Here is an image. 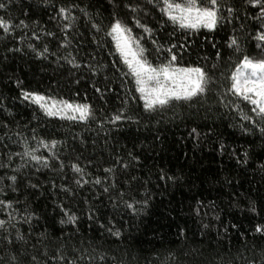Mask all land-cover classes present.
<instances>
[{"label":"trees","instance_id":"trees-1","mask_svg":"<svg viewBox=\"0 0 264 264\" xmlns=\"http://www.w3.org/2000/svg\"><path fill=\"white\" fill-rule=\"evenodd\" d=\"M0 3V264H264V113L231 88L264 59V3L217 0L196 29L163 0ZM116 21L153 66L201 67L205 91L145 109Z\"/></svg>","mask_w":264,"mask_h":264},{"label":"snow or ice","instance_id":"snow-or-ice-1","mask_svg":"<svg viewBox=\"0 0 264 264\" xmlns=\"http://www.w3.org/2000/svg\"><path fill=\"white\" fill-rule=\"evenodd\" d=\"M249 2L254 5H261L264 0H249ZM217 6V0H182V2L163 0L161 11L181 28L196 29L199 26L212 28L218 22ZM4 7L5 5L0 3V8ZM63 11L65 10L61 9V12ZM261 14L264 15V7L261 8ZM10 24L11 21L0 18V28H3L5 32L9 30ZM20 24L23 25L24 21H20ZM126 31L130 30L124 28L119 21L112 26V32L117 34V47L135 77L137 91L141 93V98L145 101V109H153L156 105H165L172 97L188 99L205 91L206 74L201 68H178L172 63L176 59L175 56L168 63L154 67L147 60L139 58L143 53V49H140L139 53L133 51L130 41L123 35ZM258 38L264 40V34H261ZM232 81V90L256 105L260 113H264V59L253 60L245 56L237 71L233 74ZM25 95H31L48 115L63 114L61 110L54 111L57 102L52 98L36 93H26ZM49 100H51L50 104L47 102ZM59 103L63 104L65 109L79 112L81 120L85 119L88 114V105H76L74 107L64 101ZM253 110L255 111V109ZM120 118V116L115 117V119ZM33 159L39 158L33 156ZM12 179L15 180V177H12ZM128 207L131 208L132 205L129 204ZM72 219L73 217H69V220ZM3 223V221H0V224ZM257 231H260L259 227H257Z\"/></svg>","mask_w":264,"mask_h":264},{"label":"rangeland","instance_id":"rangeland-1","mask_svg":"<svg viewBox=\"0 0 264 264\" xmlns=\"http://www.w3.org/2000/svg\"><path fill=\"white\" fill-rule=\"evenodd\" d=\"M117 22V21H116ZM115 22V23H116ZM114 23V24H115ZM113 24V25H114ZM112 25V26H113ZM122 25V24H121ZM123 26V25H122ZM124 27V26H123ZM125 28V27H124ZM111 34H112V36H113V38H114V41H115V44H116V47H117V34L116 33H113L112 32V28H111ZM124 37H126L129 41H130V46H131V48L133 49V51H136L137 53H139V51H140V48H139V46H138V44L136 43V40L132 37V35L130 34V32L129 31H126L124 34ZM117 49H118V47H117ZM118 51L120 52V50L118 49ZM120 54H121V52H120ZM123 57V56H122ZM140 59H143V60H145L143 57H142V54L140 55V57H139ZM176 67H178V68H188V67H197V66H177V65H175ZM155 67V66H154ZM198 68H201V67H198ZM202 69V68H201ZM238 69V68H237ZM237 69H236V71H237ZM235 71V72H236ZM36 94H39V95H42V96H44V97H48V96H46V95H43V94H40V93H36ZM251 95V94H250ZM51 98V97H50ZM172 98H174V97H172ZM181 98H183V97H181ZM253 98H255L254 96H253ZM28 99H30V100H32V101H34V98L31 96V95H28ZM52 100H55L56 102H57V107H56V109H54V111H56V110H61V111H63V114L62 115H60V114H58L57 116H62V117H64V116H70V117H79L80 116V113L79 112H75V111H73L72 109H65L64 108V105L63 104H61V103H59V102H61V101H63V100H58V99H55V98H52ZM35 102V101H34ZM49 104L51 103V100H49V101H47ZM64 102H67L68 104H72L74 107L76 106V105H83V104H77V103H73V102H70V101H64ZM44 111H45V109H44ZM46 112V111H45ZM47 113V112H46ZM88 114H89V107H88ZM87 114V115H88ZM86 115V116H87Z\"/></svg>","mask_w":264,"mask_h":264}]
</instances>
